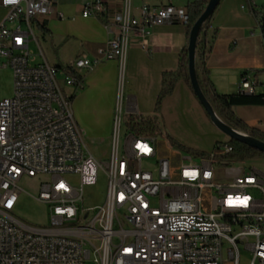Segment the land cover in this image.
<instances>
[{
    "label": "built area",
    "instance_id": "built-area-1",
    "mask_svg": "<svg viewBox=\"0 0 264 264\" xmlns=\"http://www.w3.org/2000/svg\"><path fill=\"white\" fill-rule=\"evenodd\" d=\"M0 7L7 11L0 25V69L13 75L12 96L0 100V264H240L241 249L247 264H264L260 171H242L212 153L209 159L162 158L155 138L122 134L119 112L108 158L96 159L57 81L61 71L47 64L35 37V20L53 12L52 1L0 0ZM103 13L100 0L82 10L83 17ZM138 14H130L125 0L111 21L115 37L94 59L72 62L80 81L61 72L64 86L79 91L83 73L110 59L123 67L131 34L145 36L151 26L187 20L185 7L172 4L143 5ZM239 90L255 92L246 80ZM99 173L106 180L104 202L85 207L83 189L96 185ZM219 175L224 182L216 181ZM22 178L39 181L36 193L26 194L46 206L50 227L30 228L12 216Z\"/></svg>",
    "mask_w": 264,
    "mask_h": 264
},
{
    "label": "crops",
    "instance_id": "crops-1",
    "mask_svg": "<svg viewBox=\"0 0 264 264\" xmlns=\"http://www.w3.org/2000/svg\"><path fill=\"white\" fill-rule=\"evenodd\" d=\"M51 1L53 12L35 20L34 31L38 34L35 37L47 64L65 68L80 57L94 59L98 48L115 37L116 28L111 21L120 14L125 0H100L104 13L99 19L82 16L84 5L92 0ZM190 1L128 0V6L130 14L137 18L143 5L185 7ZM263 2L256 0L257 7ZM249 10L247 0H221L213 14L211 29L217 31V36L205 68L218 94L237 93L243 75L257 83L256 94L264 93V87L260 86L264 74L254 75L264 70V44ZM6 15V9L0 7V25ZM186 44L184 24L167 22L151 26L145 36L131 34L123 67L118 60L110 59L83 73V87L79 91L65 86L63 93L73 97L72 116L83 139L109 140L117 112L123 120L127 116H155L162 132L180 146L211 154L219 142V131L211 125L184 81L177 82L173 93L163 100L159 113L155 114L162 74L177 70L179 53ZM234 113L247 126L264 134V105L239 106ZM197 127L215 134L209 146L192 137ZM246 169H256L264 176V164Z\"/></svg>",
    "mask_w": 264,
    "mask_h": 264
},
{
    "label": "trees",
    "instance_id": "trees-1",
    "mask_svg": "<svg viewBox=\"0 0 264 264\" xmlns=\"http://www.w3.org/2000/svg\"><path fill=\"white\" fill-rule=\"evenodd\" d=\"M207 1L208 0H192L185 5V9L187 12V20L184 26L186 29L187 42L189 31L204 11ZM247 1L249 3L255 1L256 4V0ZM249 13L258 25L261 38L264 44V2L263 5L259 7H257V5L253 8L250 7ZM212 17L213 15L206 21V23L201 28L196 43V78L199 88L205 99L211 105L214 112L225 125L239 133L250 136L260 142H264L263 133L247 126L234 113V109L239 106H263L264 93L256 94L254 92L248 95L242 92L241 90H238V92L234 94L221 95L215 91L212 83L209 80V73L205 68V62L212 50L213 43L217 36V31L211 29ZM56 69L63 72V74L66 76L74 77L76 81L81 80V78L74 71H72L70 66L65 68L58 67ZM259 74H264V70L261 72H256L254 75L256 77ZM179 80L184 81L189 90L192 92L188 77L187 44L179 53L177 70L175 72L162 74L161 89L159 91L155 103V114L159 113L163 100L173 93L175 86ZM245 80L250 82L253 87L256 88L257 83L250 81L246 78L245 75H243L241 81ZM260 86L264 87V82L261 83ZM72 99L73 97H69L70 101H72ZM125 124L128 130L136 136H143L148 138H156L157 136H161L164 137L169 142V144L180 147V145L176 141H174L172 138L162 132V130L160 129L159 122L155 116H127L125 118ZM222 146L229 147L230 152L222 154L219 151ZM193 153L195 156L204 159H209L210 156V154L201 153L197 151H194ZM212 154L215 156V160L225 164H243L246 161L254 160L259 157H264L263 154L229 139L223 143H216Z\"/></svg>",
    "mask_w": 264,
    "mask_h": 264
},
{
    "label": "rangeland",
    "instance_id": "rangeland-1",
    "mask_svg": "<svg viewBox=\"0 0 264 264\" xmlns=\"http://www.w3.org/2000/svg\"><path fill=\"white\" fill-rule=\"evenodd\" d=\"M35 35L38 36L37 32ZM30 49L36 52V48L34 44L30 45ZM57 81L60 85V88L64 89L62 75H57ZM13 94V75L12 71L8 68L0 69V100L10 98ZM211 123V122H210ZM212 125V123H211ZM213 126V125H212ZM214 127V126H213ZM198 128V127H197ZM216 129V128H215ZM128 128L125 124V120H123L122 125V134L126 133ZM218 131V130H217ZM217 137L220 143L226 142L228 139L220 132H217ZM194 139L200 141L206 147L214 140L215 134L209 132L208 130H204L203 128H198L197 131L194 132ZM109 140L108 139H92L88 137H84V143L92 153V155L101 161H106L108 158L109 151ZM157 147L160 151V157H172L177 154L180 157L194 156V151L188 149L187 147H178L169 144V142L161 136L156 137ZM264 164V157H259L254 160L246 161L243 164L233 163L231 166L238 167L240 170L245 171L247 166H255L260 167ZM223 169H219L220 173ZM68 181H72V183L76 184L77 180L75 176H65ZM41 180H45L46 177H41ZM217 182H224V179L219 177L216 179ZM37 179H27L22 178L18 186L22 190L18 204L12 214V216L18 220L23 225L30 228H47L50 227L48 209L43 204L35 201L33 198L28 195H34L37 191L38 185ZM105 190H106V180L102 173H99L98 180L96 185L87 186L83 189L84 195V205L85 207H92L101 205L104 202L105 198ZM28 195H27V194ZM249 259V255L243 249L240 251V264H247Z\"/></svg>",
    "mask_w": 264,
    "mask_h": 264
},
{
    "label": "water",
    "instance_id": "water-1",
    "mask_svg": "<svg viewBox=\"0 0 264 264\" xmlns=\"http://www.w3.org/2000/svg\"><path fill=\"white\" fill-rule=\"evenodd\" d=\"M221 0H208L204 11L193 24L189 31L187 42V62H188V77L192 92L207 115L212 125L222 133L227 139L233 140L242 144L250 149H253L264 155V142H260L250 136L239 133L227 125H225L212 109L209 102L203 96L196 78V43L199 32L206 21L214 14Z\"/></svg>",
    "mask_w": 264,
    "mask_h": 264
},
{
    "label": "snow or ice",
    "instance_id": "snow-or-ice-1",
    "mask_svg": "<svg viewBox=\"0 0 264 264\" xmlns=\"http://www.w3.org/2000/svg\"><path fill=\"white\" fill-rule=\"evenodd\" d=\"M61 187H63V185H61ZM242 203H244V202L242 201Z\"/></svg>",
    "mask_w": 264,
    "mask_h": 264
}]
</instances>
